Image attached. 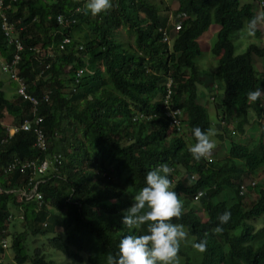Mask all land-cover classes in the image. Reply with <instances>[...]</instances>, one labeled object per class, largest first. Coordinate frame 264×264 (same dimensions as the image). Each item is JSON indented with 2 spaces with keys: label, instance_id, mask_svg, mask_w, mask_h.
Instances as JSON below:
<instances>
[{
  "label": "trees",
  "instance_id": "1",
  "mask_svg": "<svg viewBox=\"0 0 264 264\" xmlns=\"http://www.w3.org/2000/svg\"><path fill=\"white\" fill-rule=\"evenodd\" d=\"M81 1L3 0L8 7L2 11L22 44L19 75L27 92L38 99L36 113L42 118L36 128L46 152L33 146L31 130L7 137L0 124V161L52 155L61 161L57 172L39 184L38 205L34 198L18 200V193L8 192L21 181L20 173L0 177V234L8 235L13 217L7 204L22 209V231L10 233L14 262L52 264L39 248L28 252L25 244L27 235L51 233L47 244L70 263L80 264L84 252L90 264H106L107 255L118 251L123 236L146 233V226L125 228L122 213L145 186L146 173L166 163L173 169L172 190L183 203L182 216L172 222L185 226L192 244L208 241L204 253L194 249L198 258L194 264H264V183L254 181L264 166V124L256 122L257 134L255 127L251 130L255 140L250 147L248 137L239 142L231 135L244 131L249 111L264 117V98L256 103L247 98L257 87L264 90V28L256 32L258 43H249L239 54H234L229 39L264 10V0L242 4L239 0H176L168 23L149 0H111L112 7L105 13L85 15L83 7L75 23H56V14L68 15ZM176 16L179 26L175 29ZM82 25L86 33L80 35ZM210 25H215L210 52L217 65L206 74L221 88V93L213 95L214 122L197 95L202 72L195 62L200 46L206 45L199 39H208L204 34L210 32ZM120 26L133 31V47L113 42L112 31ZM63 35L71 41L59 50ZM33 47L40 51L35 53ZM12 48L0 28L2 60L10 58ZM49 48L52 56L46 57ZM255 58L260 59L256 69ZM80 66L86 71L74 85L71 76ZM168 81L170 92L164 103ZM203 87L213 94V87ZM29 109V102L6 98L0 82V123L19 125L30 116ZM174 109L178 124L166 114ZM212 125L219 141H227L226 153L216 146L209 160H196L189 151L195 143L192 129L198 126L209 133ZM225 211L231 212V219L223 225V233H216L218 216ZM259 217L263 225L256 228L252 221ZM7 247L8 243L0 246V264ZM190 248L180 246L182 264H193L187 257Z\"/></svg>",
  "mask_w": 264,
  "mask_h": 264
},
{
  "label": "clouds",
  "instance_id": "2",
  "mask_svg": "<svg viewBox=\"0 0 264 264\" xmlns=\"http://www.w3.org/2000/svg\"><path fill=\"white\" fill-rule=\"evenodd\" d=\"M78 6L84 7L82 11L85 15L91 13L96 16L109 11L112 3L111 0H87V2L82 0L81 5ZM261 28H264V10L252 16L244 30L247 37L252 38ZM10 90L12 89L4 90L5 95ZM262 96L264 90L259 87L247 94L248 100L252 103H256ZM192 136L195 143L190 146L189 151L193 158L209 160L216 147L210 138L211 134L197 126L192 129ZM172 172L171 167L161 163L146 173L145 186L134 196L132 205L122 213L121 221L123 226L129 229L146 226V233L123 236L119 241L118 251L107 255L106 264H174L177 261L181 242L187 240L189 232L183 224L172 222L174 218L178 219L183 214V203L179 195L172 190L173 184L170 179ZM16 216H19V210ZM230 219V211L220 214L219 224L214 231L223 233V225ZM207 244V239H201L193 243L192 247L204 253Z\"/></svg>",
  "mask_w": 264,
  "mask_h": 264
},
{
  "label": "built area",
  "instance_id": "3",
  "mask_svg": "<svg viewBox=\"0 0 264 264\" xmlns=\"http://www.w3.org/2000/svg\"><path fill=\"white\" fill-rule=\"evenodd\" d=\"M87 2V0H84ZM8 7V5H4L3 0H0V28L3 32V35L6 39V42L8 44L12 45V50L10 51V58L2 61L0 63V72L3 73L10 82L14 83V87L12 90L6 92L5 97L12 99V98H20L23 102H29L30 109L29 114L30 116H26L22 119L19 125L10 126L9 124H1L3 126L4 131L6 132V136L10 137L12 134H14L17 131H29L31 130L32 133L35 134L33 146L39 148L40 151L43 153L46 152V145L44 142V139L42 137L41 132L36 128V125L41 121V116L37 115V105H38V99L31 93H28L26 90V86L24 83V80L19 75V51L22 50V44L17 38L16 30L13 28L12 22H9L6 18L5 12L2 11L3 8ZM81 10V6H76L72 9L68 15L64 14H56L54 16L55 21L57 24L61 26H69L73 23H75L76 14ZM179 16V15H178ZM178 16L174 19V28H178L179 26V20ZM162 34L164 36H167L164 31H162ZM168 37V36H167ZM71 39L65 35L61 38V40L57 43V47L59 50L64 49V47L69 44ZM77 48L80 50L81 45H78ZM50 49V48H49ZM33 50L35 53H38L40 50L37 47H33ZM43 53V51H42ZM45 56L49 57L52 56L51 49L47 52H45ZM44 67H48V64H44ZM85 71V66H80L75 69L73 75L71 76L72 82L74 85L79 83V80L81 76L83 75ZM41 73V71L39 72ZM38 76V74H36ZM169 86L170 81L165 83L164 89V103H167V99L169 97ZM72 91H74V87L72 88ZM47 94L48 91L43 92L41 95V100L46 101L47 100ZM167 115L171 116V123L178 124L177 115L178 110L174 109L172 111H168L166 113ZM6 138H3L2 141H5ZM209 159V158H208ZM61 165V161L59 160L58 155H52V156H44L40 159H20L18 157H14L10 160L1 162L0 161V177H6L10 173L17 171L21 174L22 179L17 184H15L12 188L8 190V192H14L18 193L17 198L18 200L21 199V197H24L26 199L28 198H34L37 200V205L39 204L40 200V194L38 192V186L39 184L43 183L49 175H52V173H56L58 170V167ZM244 189V186L241 184L239 186V192L242 193ZM20 209V214L18 217L21 218V207H18ZM9 218V216H8ZM4 231V230H3ZM2 231V233H4ZM7 235L0 234V246L2 248H5L7 245L6 240Z\"/></svg>",
  "mask_w": 264,
  "mask_h": 264
},
{
  "label": "rangeland",
  "instance_id": "4",
  "mask_svg": "<svg viewBox=\"0 0 264 264\" xmlns=\"http://www.w3.org/2000/svg\"><path fill=\"white\" fill-rule=\"evenodd\" d=\"M149 1L159 8L161 14H163L167 17L166 18L167 23L170 20H172V18H173L172 12H173V10H175V8L177 6L176 0H149ZM248 1L249 0H239V3L242 4V3L248 2ZM214 26L215 25L209 26L210 27L209 31L211 33L208 32V34L207 33L204 34V35L208 36L207 40L203 39L204 36H202V38L199 39L200 42L203 40V42L206 43V45L202 46V47L200 46L201 52L195 58V62L198 66V69L202 72L199 74V76H200L199 78L202 80V85L205 86L207 84V85H210L211 87H213V89H214V90H212L213 94L209 95L210 92L206 91L205 87H203L200 84L197 86V95H199L200 102H201V100H203L204 104L207 107L208 117L211 121L213 120V122L215 121V110L213 107L214 106L213 103L216 102L215 96H213V95H215L217 93H221V88H220V90L218 89V83L216 81H214V82L210 81L211 77L208 74H206L207 72H212V71L214 72L216 69V65H217L216 57L210 52V47L212 46V44L215 41V32H214L215 27ZM244 29H245V27H243L242 29H240L238 31H234L233 33H231L229 35V39L231 40V42L234 46V48H233L234 54H239V53L243 52L249 43H253V42L258 43V41H256L254 39V37H252V38L247 37ZM78 30H79L80 35L83 32L86 33V29L84 28L83 25L80 26L78 28ZM112 32H113L112 33L113 42L118 43L120 46H122L124 48H127L129 46L133 47V36H134L133 31L129 30L127 27L120 26L119 28L114 29ZM203 42H201L202 45H203ZM35 45H39V44H35ZM1 61H2V57L0 55V63H1ZM254 64H255V69H256V65H260V59L255 58ZM263 64H264V61H263ZM0 82H2L3 89H5L4 85H5V87L7 86V82L9 84L8 88L13 89V87H14V83L10 82L8 80V78L2 73H0ZM210 96L213 97L212 100H211V98H209ZM263 98H264V96H262L259 101L263 102ZM248 116H249V123L245 126V129L242 132L243 134L236 132L235 134L233 133L231 135L234 137V140L239 141V142H243L242 139L248 137L247 138V143H248L247 145L250 147L251 143H253L255 140L254 138L252 140L253 133L251 132V130L253 129V127H255V134H257L258 128H257L256 122L261 121V123L264 124V117L263 118L257 117L253 111H249ZM4 121L1 122V124H5ZM184 131L186 132V130H184ZM209 133L211 134L210 138L213 140L215 145L219 147V150L222 153H226L227 141L226 140L219 141V139L216 136L217 130L215 129V127L213 125L211 126ZM254 181L256 183H260V182L264 183V166L262 167L260 172L254 176ZM247 182H249V181L247 180L245 182V184ZM243 200L245 201L246 198L244 197ZM7 205H9L8 210L13 215V217L11 215L12 219L8 223V235L6 237L8 247L3 252L1 262L4 264H16V262H14V260H13L14 253L10 248V240H11V234L10 233H12L14 230H16L17 232L22 231V225L20 223L21 220L18 216H16L18 214V210H19V214H20V209H17V206L12 205V204H7ZM252 223L254 224V226L256 228L263 225L262 224L263 221L261 220L260 217L253 220ZM58 231L59 230L57 229L56 232H58ZM236 231H238V230H236ZM51 235H52L51 233L37 235L34 237L27 235L26 240H25L26 251L32 252L35 248H39L40 252L42 254H44L46 259L52 260V264H72L67 260V257L63 253L51 248L47 244V238L50 237ZM33 239H35L36 241L32 242ZM191 242H192V238L188 237L186 241L181 242V247L183 248V247H186L187 245H191V247H192ZM80 255H81L80 264H90L86 260V256H85L84 252L80 253ZM195 255H196V253L194 251V248L192 247V250L190 248L187 257L188 258L190 257L191 262L193 264H194V262H197V260H198V258H197V260L195 259ZM183 261H184V258L178 255V259H177V261L174 262V264H182ZM22 264H29V262L24 261ZM235 264H241V263L239 262V263H235Z\"/></svg>",
  "mask_w": 264,
  "mask_h": 264
},
{
  "label": "crops",
  "instance_id": "5",
  "mask_svg": "<svg viewBox=\"0 0 264 264\" xmlns=\"http://www.w3.org/2000/svg\"><path fill=\"white\" fill-rule=\"evenodd\" d=\"M8 87H9V84H8V82H7V86L5 87V85H4V90H6V89H8Z\"/></svg>",
  "mask_w": 264,
  "mask_h": 264
}]
</instances>
